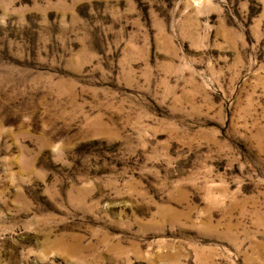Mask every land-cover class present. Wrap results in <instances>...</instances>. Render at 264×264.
Wrapping results in <instances>:
<instances>
[{
    "label": "rangeland",
    "instance_id": "1",
    "mask_svg": "<svg viewBox=\"0 0 264 264\" xmlns=\"http://www.w3.org/2000/svg\"><path fill=\"white\" fill-rule=\"evenodd\" d=\"M0 264H264V0H0Z\"/></svg>",
    "mask_w": 264,
    "mask_h": 264
}]
</instances>
